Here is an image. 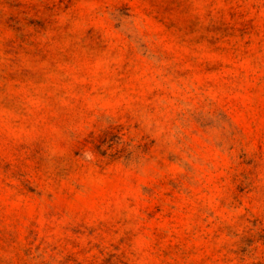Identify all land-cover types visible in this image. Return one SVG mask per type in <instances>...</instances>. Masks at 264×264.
Returning a JSON list of instances; mask_svg holds the SVG:
<instances>
[{
    "label": "rangeland",
    "instance_id": "rangeland-1",
    "mask_svg": "<svg viewBox=\"0 0 264 264\" xmlns=\"http://www.w3.org/2000/svg\"><path fill=\"white\" fill-rule=\"evenodd\" d=\"M0 264H264V0H0Z\"/></svg>",
    "mask_w": 264,
    "mask_h": 264
}]
</instances>
